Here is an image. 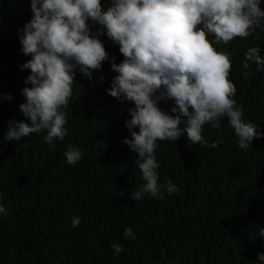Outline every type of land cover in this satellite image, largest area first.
Returning <instances> with one entry per match:
<instances>
[{
	"label": "trees",
	"instance_id": "16d2710c",
	"mask_svg": "<svg viewBox=\"0 0 264 264\" xmlns=\"http://www.w3.org/2000/svg\"><path fill=\"white\" fill-rule=\"evenodd\" d=\"M101 5L106 11L112 0ZM32 18L31 0H0V203L8 210L0 213V264H264L258 260L264 252L258 234L264 228V70L257 72L255 62L243 67L249 47H259L264 58V25L247 38L214 44L230 54L234 99L260 137L241 149L225 116L220 129L209 123L202 130L209 145L222 138L216 148L158 141V183L170 179L180 191L133 201L144 181L138 155L123 141L131 139L126 121L135 105L108 94L118 75L112 57L117 64L124 57L106 33L99 38L109 60L91 79L76 70L64 140L49 145L46 131L6 139L10 121L27 119L19 106L26 102L23 89L32 87L25 83L31 70L21 66L32 57L23 54L20 37ZM88 23L93 32L100 27ZM158 106L171 113L175 103ZM68 145L83 153L75 165L66 161ZM76 216L81 222L73 227ZM126 227L135 239L125 237ZM113 243L123 252L116 255Z\"/></svg>",
	"mask_w": 264,
	"mask_h": 264
},
{
	"label": "clouds",
	"instance_id": "9594fccd",
	"mask_svg": "<svg viewBox=\"0 0 264 264\" xmlns=\"http://www.w3.org/2000/svg\"><path fill=\"white\" fill-rule=\"evenodd\" d=\"M263 8L261 0H112V6L104 11L101 0H31L33 18L20 37L23 54L32 57L21 66L31 70L25 83L32 87L23 89L26 102L19 106L27 119L10 121L6 139L20 141L46 131L47 144L64 140L76 70L91 79L93 71L109 60L99 38L106 33L124 57L119 64L112 57L111 70L118 75L108 94L135 105L126 121L131 139L123 142L138 155L144 183L133 191L131 199L145 195L164 199L165 191L178 193L180 189L170 179L164 185L158 183V141L216 148L222 138L209 145L202 130L209 123L220 129L225 116L241 149L261 135L255 123L242 119L243 108L234 99L237 88L229 79L230 54L217 50L214 44L247 38L264 25ZM89 20L100 26L95 32ZM259 52L257 46L247 49L245 69L255 62L257 72L264 70ZM161 100L174 101L171 113L158 106ZM82 155L72 145L65 152L70 165ZM7 211L0 203V213ZM80 222V217L72 218L73 227ZM258 234L264 237V228H259ZM124 235L136 238L131 227L124 229ZM111 248L116 255L124 250L117 243ZM258 260L264 262V252L258 253Z\"/></svg>",
	"mask_w": 264,
	"mask_h": 264
}]
</instances>
